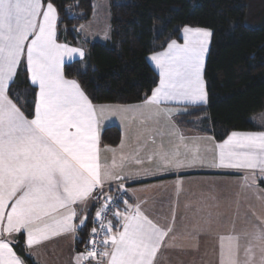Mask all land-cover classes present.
<instances>
[{"label": "snow or ice", "instance_id": "6c2138e0", "mask_svg": "<svg viewBox=\"0 0 264 264\" xmlns=\"http://www.w3.org/2000/svg\"><path fill=\"white\" fill-rule=\"evenodd\" d=\"M57 20V8L50 0H0V264H24L11 246L12 239H5V235L24 233L28 249L60 235L70 234L75 241L78 228L85 226L88 217L83 215L78 224L73 223L78 217L74 206L80 205L84 212L90 201L99 205L93 218L97 226L91 229L90 247L86 246L85 251L74 257L75 264H156L173 226L161 227L145 214L139 203L133 205L122 197L109 195L111 188L105 191V179L121 181L117 189L126 191L123 185L126 177L112 171L117 166L115 159L111 165L101 163L100 123L108 113L123 120L124 114L131 111L140 116L141 123L159 125L161 117L170 120L178 112L161 111L162 102L174 101L184 109L188 105L206 104L203 73L212 32L185 27L183 44L171 40L164 50L150 56L159 72V86L145 99L146 106H154L145 114L140 108L93 105L76 80L65 78V59L72 60L75 55L83 59L85 53L57 42ZM22 62L31 88L25 95L34 97L31 104L18 93L14 94L15 100L9 95ZM29 107L33 108L31 118L26 115ZM179 140L181 143L171 151L157 153L159 166L181 169L194 166L197 161L203 163L198 147L183 144V135ZM181 146L192 153L191 158L187 154L180 158ZM215 149L212 167L238 172L251 170L242 177V187L251 188L258 178L264 179V131L232 132ZM106 150L115 153L114 149ZM152 160L149 156V162ZM257 199L264 202V196L258 195ZM235 203L239 209V200ZM109 213L112 219H107ZM257 220L260 223L253 224L252 231L233 230L218 236L217 264H241L242 235L250 237L246 254L252 252L251 241L264 245V217ZM204 223L206 228L186 236L195 240L208 234L213 225L211 213ZM98 232L103 233L99 244L94 238ZM175 239L173 233L170 240ZM261 252L264 264V247Z\"/></svg>", "mask_w": 264, "mask_h": 264}, {"label": "trees", "instance_id": "16d2710c", "mask_svg": "<svg viewBox=\"0 0 264 264\" xmlns=\"http://www.w3.org/2000/svg\"><path fill=\"white\" fill-rule=\"evenodd\" d=\"M58 12V40L77 46L83 43V60L66 64L64 75L76 80L94 104L129 105L144 101L159 84L149 57L171 40L182 43L185 27L212 32L204 80L207 104L191 106L176 117L184 131L212 136L223 142L232 132L264 131L252 117L264 113V0H110L111 37L90 42L79 32L92 19L96 0H50ZM25 64L9 95L18 93L27 104L34 97ZM33 108L26 115L31 118ZM117 127L107 128L102 141L116 146ZM264 187V185H263ZM93 209L78 229L81 250L94 226ZM26 264L29 256L25 235L14 243Z\"/></svg>", "mask_w": 264, "mask_h": 264}, {"label": "crops", "instance_id": "0c3cea01", "mask_svg": "<svg viewBox=\"0 0 264 264\" xmlns=\"http://www.w3.org/2000/svg\"><path fill=\"white\" fill-rule=\"evenodd\" d=\"M83 26L84 24L80 27L79 32L85 40L90 42L104 43L111 37L110 19L107 21L106 26L108 33L102 41L100 38L93 40L92 33L88 32ZM183 35L182 31V43L179 44H183ZM57 42L60 44H67L58 40V32ZM210 43L211 37L209 39L208 52L205 55V64L210 49ZM67 45L83 50L85 53L83 59L85 58L87 51L83 43H80L77 46H72L70 44ZM83 59L78 55H75L72 60L65 59L63 73L66 64ZM149 62L159 76L158 69L155 68L150 57ZM23 64L24 62L21 63L18 72ZM65 78L68 79L66 76ZM144 101L129 105L92 104L96 106H120L130 109L140 108L145 114H147L151 108H154V106H146ZM206 104L188 105L187 107ZM159 108L161 111L171 109L178 110V112L173 115L170 120L161 117L159 125H153L151 122L143 124L140 122V116L131 111L124 114L126 118L123 120L118 115L108 113L106 118L101 121V163L111 165L113 159H115L117 166L112 169V171L126 177L123 181L124 189H126V191L117 189V186L121 181L110 179H105L104 189L107 191L111 188V191L108 194L112 196L119 193H126L130 204L135 205L139 203L145 214L161 227L166 228L169 224H172L173 233L176 234V239L174 241L170 240L173 233H170L168 237H165L161 251L157 255L156 264H177V262L178 264H181L178 260L180 256V250H177V246L180 245L178 240L183 236H186L187 233H191L192 229L200 226V222L196 223V221H205L209 219V213H211L213 225L212 230L208 233L210 235L211 233H214V235H216V233H224L228 230V224L225 220L228 219L227 214L230 211L229 205L235 203V201H237L238 198H240V196L248 189H264V180L258 178L253 187H242L244 184L242 177L245 174H250L251 170L238 172L232 169L212 167L216 156L215 145L219 142H216V140L209 135L182 130L176 123V117L186 112L183 106L177 105L174 101H169L167 103L162 102ZM253 118L252 122L255 125L258 127L264 126V121L261 124H256L253 121ZM109 127H117L121 132L120 142L116 146L108 145L102 141L103 132ZM153 128L155 131L149 130ZM172 129H175L174 133L171 132ZM160 131L163 132V135L158 134ZM181 135L185 137L183 144H187L189 148H199V156L202 158L203 163L197 161L194 166H186L181 169H171L159 166L157 153L160 151H171L174 145L181 143L179 140ZM121 141H123L122 148L120 147ZM161 145L163 147H161ZM108 148L114 149L115 153L107 151L106 149ZM179 151L181 153V159L184 158L185 154H187L188 158H191L192 153L183 146L180 147ZM121 156L124 157L123 160L121 159ZM149 156L153 157L151 162H149ZM132 157H135V159ZM136 160H141L143 163L138 164L135 162ZM256 176L259 177L258 170H256ZM248 183L251 184V180H249ZM217 204L219 205L218 207L216 206ZM98 206L99 205L94 201H90L87 210L84 212L81 211L80 205L74 206L77 209L78 217L73 223L78 224L79 218H82L83 215H87L88 217L90 212L93 209L95 210ZM173 210L175 211L174 222ZM202 226L205 227L206 225L202 223ZM20 235L21 233L13 234L14 238L5 235L4 238L12 239L13 242L11 246L14 249V243L18 240ZM78 240L79 236L77 232V238L75 241L70 234H66L47 240L40 245L34 246L32 249L26 248L29 256L36 264H75L74 257L81 252L77 247ZM169 243H172L175 246L170 247L168 246ZM24 264L26 263L24 262Z\"/></svg>", "mask_w": 264, "mask_h": 264}, {"label": "rangeland", "instance_id": "374dc122", "mask_svg": "<svg viewBox=\"0 0 264 264\" xmlns=\"http://www.w3.org/2000/svg\"><path fill=\"white\" fill-rule=\"evenodd\" d=\"M110 18V0H96L94 3L92 19L85 23L83 27H85L88 32L92 33L93 40L100 38L102 41L105 39V33H108L106 26L107 21ZM253 117V121L256 124H261L264 121V113H259ZM258 195L264 196V192H260V188L255 190L248 189L245 191L240 196V198H238L239 209H237L236 203L231 202L232 204L229 205L230 211L227 214L228 219L225 220L228 224V230H226L224 233H216V235H214V233H211V235L209 233L202 234L199 235L198 239L195 240L191 239L190 237L183 236L180 240H178L180 245L177 246V250H180V256L178 259L180 263L217 264L218 236L221 234H228L233 230L236 233L252 231V225L260 223V221L257 220V217H264V202L257 199ZM253 212H255L256 215H253ZM198 222H200V226H198V228L192 229L191 233L195 234V232L199 231L200 229L206 228V226H202L204 221H196V223ZM249 240L250 237L246 238L243 235L240 238L239 259L241 264H244V261L249 260V257H252L249 264H261V248L264 247V245H260L256 241H251L253 245L252 252L246 254L245 247Z\"/></svg>", "mask_w": 264, "mask_h": 264}, {"label": "built area", "instance_id": "2783aa9c", "mask_svg": "<svg viewBox=\"0 0 264 264\" xmlns=\"http://www.w3.org/2000/svg\"><path fill=\"white\" fill-rule=\"evenodd\" d=\"M113 197H122V199H125V200L128 201V195H127L126 193H119V194H117V195H115V196H113ZM94 202H95L96 204H98V202H96V201H94ZM121 207H123L122 202H121ZM107 219H112L110 213L107 215ZM94 226H97V225H94ZM91 235H92V233L90 234V236H91ZM90 236H89V238H90ZM89 238H88V241H89ZM94 238H95L96 242L99 244V242L103 239V233H102V232H98V234H96ZM88 247H90V245H88ZM96 250H97L98 252L100 251L99 248H97Z\"/></svg>", "mask_w": 264, "mask_h": 264}, {"label": "water", "instance_id": "95a60500", "mask_svg": "<svg viewBox=\"0 0 264 264\" xmlns=\"http://www.w3.org/2000/svg\"><path fill=\"white\" fill-rule=\"evenodd\" d=\"M86 246H88V241L86 242L85 246L81 249V252L85 251Z\"/></svg>", "mask_w": 264, "mask_h": 264}]
</instances>
